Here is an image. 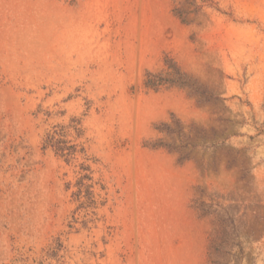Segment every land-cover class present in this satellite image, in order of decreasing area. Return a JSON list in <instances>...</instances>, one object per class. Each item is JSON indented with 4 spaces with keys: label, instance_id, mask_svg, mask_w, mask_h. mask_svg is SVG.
<instances>
[{
    "label": "rangeland",
    "instance_id": "374dc122",
    "mask_svg": "<svg viewBox=\"0 0 264 264\" xmlns=\"http://www.w3.org/2000/svg\"><path fill=\"white\" fill-rule=\"evenodd\" d=\"M0 264H264V0H0Z\"/></svg>",
    "mask_w": 264,
    "mask_h": 264
},
{
    "label": "trees",
    "instance_id": "16d2710c",
    "mask_svg": "<svg viewBox=\"0 0 264 264\" xmlns=\"http://www.w3.org/2000/svg\"><path fill=\"white\" fill-rule=\"evenodd\" d=\"M167 64L170 68L174 69V71L171 72L172 75L169 76L170 74H167L168 77L164 78L161 74H154V73L149 72L147 75L146 82H145L146 86L154 88V89H158V87L161 84H164L166 82H170L171 84H178L180 86L190 85V81L187 79V75L185 73L181 72L177 68L176 63L173 60L169 59L167 61ZM55 138H56L55 135L50 136V138H49L50 144H52V143H53L52 145L56 144V148L58 150H64V148L60 145V140H55ZM212 242H213V240H212Z\"/></svg>",
    "mask_w": 264,
    "mask_h": 264
}]
</instances>
